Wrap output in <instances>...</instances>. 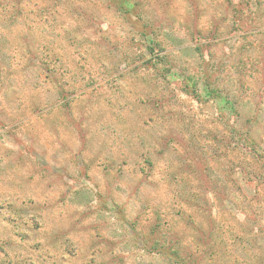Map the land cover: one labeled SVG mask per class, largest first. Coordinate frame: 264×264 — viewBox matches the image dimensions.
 Wrapping results in <instances>:
<instances>
[{"label":"rangeland","instance_id":"obj_1","mask_svg":"<svg viewBox=\"0 0 264 264\" xmlns=\"http://www.w3.org/2000/svg\"><path fill=\"white\" fill-rule=\"evenodd\" d=\"M2 1L0 264H172L140 237L212 220L206 264L264 259V0ZM204 74L217 98L183 90Z\"/></svg>","mask_w":264,"mask_h":264},{"label":"trees","instance_id":"obj_2","mask_svg":"<svg viewBox=\"0 0 264 264\" xmlns=\"http://www.w3.org/2000/svg\"><path fill=\"white\" fill-rule=\"evenodd\" d=\"M80 2V1H78ZM109 2L113 5H115V9L118 11H121L124 15L130 14L132 16V14L135 15L139 13H141V8L139 7V2L135 1V0H109ZM3 1L0 0V11L4 12V9L6 8L5 4H2ZM68 4V0H52V6L55 8L54 11L52 12H48L50 13V16L53 18L54 22H61L62 19H60L57 16V11L59 10V6H63V5H67ZM14 13L10 16L7 15L8 20H13V18L16 16H19L21 13V7L18 6L16 7V9H14ZM74 11H77L78 13L80 12V15H84V17H86L87 19H93L96 20V17L94 15L93 17V13L90 11L88 12L87 10L84 9V7H82L81 11L77 10V7H74ZM138 11V13H137ZM48 17V16H47ZM137 17V15H136ZM236 21H234L233 23H235ZM62 24V23H61ZM30 28H32L31 25H29ZM145 32L143 31L142 34H144ZM196 34H198L196 32ZM196 34H193L194 37L196 36ZM151 42H154L153 39L150 40ZM153 48H156L155 46H157V44L154 43ZM165 55V54H164ZM164 55L161 56V58L156 59L155 56H149L146 58L144 65H149L152 64L153 67H156L158 64L163 63V59H164ZM36 58L34 57L33 60H35ZM162 59V60H161ZM167 77V75H166ZM192 79V77H191ZM190 78H187V81H189ZM183 90L185 92H187L188 94H190L191 96L197 98V99H202V97H213V98H217L220 95V89L219 87H214V81H212L210 79L209 76H203V78L201 79H197L196 81L193 82V84L189 83V82H185L184 86H183ZM209 99V98H208ZM227 103H233L232 98H228L226 100ZM250 131H248V137ZM241 137V136H240ZM235 138V136H233V139ZM239 140V137H238ZM240 141V140H239ZM257 175H259L256 172ZM255 195L257 196V192L255 193ZM238 198H234L231 199L232 201V205L234 207V209H241L245 215L249 218L252 217L253 213H256V210L252 209V206L250 204H248V208H242L244 206H242L243 202H239V200H236ZM232 218L234 217L233 215H231ZM245 216V217H246ZM234 219V218H233ZM200 222V221H198ZM197 222V223H198ZM201 224L199 225V227L197 228H193V230L195 231L194 234L195 235H191V238H186L184 236L183 239H176L175 241H171L170 240V245L169 247H166L167 244L161 243L160 242V238H156V239H152V235L156 234L159 232V228L160 227H154L152 229V233L150 232L149 235H143L140 237V240L142 239L143 241V248L146 252H148V254H151L152 252L157 251V253H159L160 255H162L163 258H165V260L170 261L172 264H206V261H210L212 259H214L215 261L218 262V258L217 255L219 253V249L220 246L222 244L223 237H222V232L221 230H219V223L216 220H212V222L210 224L207 225V227H204L203 223L200 222ZM183 228H186L187 225H183ZM188 230L190 229L189 227H187ZM172 229V228H171ZM192 230V229H191ZM160 233V232H159ZM232 235H234V233L232 232ZM245 235V234H244ZM236 238H233L235 242L237 241H241V242H246L247 244L251 245V247L248 249V254H251L253 257H261L259 255L256 256V253L254 251V245L251 244V242H248L246 239L249 240V237H242L239 234H235L234 235ZM151 237V238H150ZM153 240V243L151 244V241ZM186 241H190V244H186L183 245V243H185ZM194 247V248H193ZM192 249H194V253L192 252ZM252 250V253L251 251ZM252 257V258H253ZM258 262L259 263H255V264H264V259L258 258ZM219 263V262H218Z\"/></svg>","mask_w":264,"mask_h":264}]
</instances>
